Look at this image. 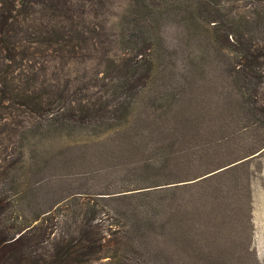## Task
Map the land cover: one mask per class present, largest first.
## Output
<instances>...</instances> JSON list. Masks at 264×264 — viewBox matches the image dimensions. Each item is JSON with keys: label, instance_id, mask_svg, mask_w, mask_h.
Masks as SVG:
<instances>
[{"label": "rangeland", "instance_id": "rangeland-1", "mask_svg": "<svg viewBox=\"0 0 264 264\" xmlns=\"http://www.w3.org/2000/svg\"><path fill=\"white\" fill-rule=\"evenodd\" d=\"M68 1L83 14L89 46L79 58L45 53L36 62L42 92L70 94L66 115L115 98V86L104 88L101 59L123 51L134 60L131 40L151 43L153 72L136 83L128 112L122 94L114 114L98 122L28 119L20 156L17 136L0 126V164L21 157L2 183L12 216L20 222L67 205L77 217L89 202L108 214V237L123 233L115 264H264V122L240 90L235 58L220 49L225 41L189 25L177 0L171 9L159 0L163 12L145 39L146 12L134 0ZM250 1L222 5L249 14ZM142 75L136 70L133 80ZM250 94L264 104V85Z\"/></svg>", "mask_w": 264, "mask_h": 264}, {"label": "trees", "instance_id": "trees-1", "mask_svg": "<svg viewBox=\"0 0 264 264\" xmlns=\"http://www.w3.org/2000/svg\"><path fill=\"white\" fill-rule=\"evenodd\" d=\"M175 1L163 0L170 9L176 6ZM224 1L177 0V4L187 12L189 25L207 28L206 33L216 43L221 39L225 41L227 47L219 48L235 58L236 81L240 83V90L243 96H249L247 102L257 110L264 122V104L260 103L259 96L250 94L254 85L258 90L264 85V0H251L248 4H255L256 8L249 14L239 11V6L235 4L225 8L222 5ZM242 1L247 4L249 0ZM163 2L134 0L133 4L146 12L141 19V26L144 27L141 31L142 39L146 38V28L151 27L153 16L163 12L159 9ZM68 3V0H0V126H8V134L12 131L11 134L17 136L13 141L17 150L13 152L18 156L22 155L26 139L25 122L28 119L98 122L114 114L110 108L119 102L117 98L122 94L129 96L121 102L125 104L123 109L128 112L130 94L136 93V83L147 79L153 72L154 65L149 53L151 43L147 39L142 44L131 40L133 45L126 52L133 53L134 60L124 58L123 51L112 57L104 54L101 59L107 72L104 88L115 86V98L106 100L97 108L93 103L82 106L78 103L77 106L81 107L80 115H66L67 110L74 107L70 94L66 88L57 92L44 89L42 92L44 87L38 82L42 68L36 67V62L44 60L45 53L56 61L79 58L86 50L85 46H89L88 38L80 28L83 14L77 13ZM143 65L147 67L142 71L140 67ZM138 69L143 75L134 81L133 74ZM121 74L126 80H122L123 84H116L115 80L123 77ZM85 111V115H82ZM123 117L119 116L120 119ZM115 125L112 123L110 126ZM20 158H10L0 164V264L118 262L124 255L123 233L117 229L108 237L110 229L106 221L109 216L97 204L90 205L88 202L87 208L82 207L77 217L64 205L32 219L20 222L15 220L16 217L12 216L14 205L8 197H3L2 183L9 179L10 172L16 168ZM117 233L119 235L115 237ZM110 244H116V247L110 248Z\"/></svg>", "mask_w": 264, "mask_h": 264}]
</instances>
